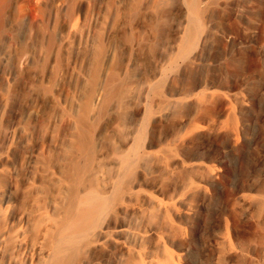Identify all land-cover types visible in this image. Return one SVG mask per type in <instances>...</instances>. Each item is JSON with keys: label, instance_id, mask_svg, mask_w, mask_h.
<instances>
[{"label": "rangeland", "instance_id": "obj_1", "mask_svg": "<svg viewBox=\"0 0 264 264\" xmlns=\"http://www.w3.org/2000/svg\"><path fill=\"white\" fill-rule=\"evenodd\" d=\"M195 1L194 13L189 0H10L0 264H45L93 191L109 205L70 264H246L262 251L234 242L230 201L236 183L256 221L242 194L264 174V0Z\"/></svg>", "mask_w": 264, "mask_h": 264}, {"label": "bare ground", "instance_id": "obj_2", "mask_svg": "<svg viewBox=\"0 0 264 264\" xmlns=\"http://www.w3.org/2000/svg\"><path fill=\"white\" fill-rule=\"evenodd\" d=\"M9 4L10 0H0V26H4L5 16L9 12ZM188 5L192 12L195 13L197 9L196 1L189 0ZM194 30V28L190 29L188 39L193 36ZM259 133L255 142L257 146L254 159L260 163L261 160L264 161V147H259L260 141L264 143V129ZM129 163L127 160L124 161L128 168L130 166ZM262 175L258 185L249 186L242 194L244 202L255 199L259 203L255 222L245 221L243 218V209L240 208L237 202V197L241 193L239 192L238 184L235 183L232 189L230 227L233 240L234 242H238L239 239L257 240L259 248L262 250L246 251L244 255L246 264H264V174ZM108 205V200L95 191L80 199L78 208L71 212L62 234L54 241L52 251L45 264H70L71 250L75 248L82 237L98 226L100 217ZM230 261L236 264L237 257L235 254L231 256Z\"/></svg>", "mask_w": 264, "mask_h": 264}]
</instances>
